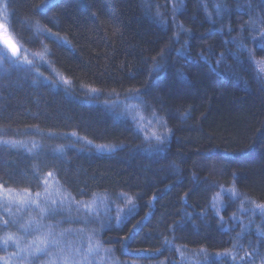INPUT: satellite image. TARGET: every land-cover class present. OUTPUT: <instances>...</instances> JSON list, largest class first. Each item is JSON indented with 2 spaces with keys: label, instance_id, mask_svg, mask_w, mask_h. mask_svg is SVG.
I'll use <instances>...</instances> for the list:
<instances>
[{
  "label": "trees",
  "instance_id": "trees-1",
  "mask_svg": "<svg viewBox=\"0 0 264 264\" xmlns=\"http://www.w3.org/2000/svg\"><path fill=\"white\" fill-rule=\"evenodd\" d=\"M44 3L5 0L11 33L47 61L0 73V131L11 133L0 137L40 145L38 158L0 145V184L37 186L51 171L76 199L129 198L132 213L100 235L129 264L176 258L173 247L226 251L235 235L211 208L217 188L264 204V79L253 71L257 57L264 75V0H52L42 12ZM123 99L166 126L161 146L121 116L113 102ZM55 133L111 151L65 137L60 153L54 141L43 148L41 135Z\"/></svg>",
  "mask_w": 264,
  "mask_h": 264
},
{
  "label": "rangeland",
  "instance_id": "rangeland-1",
  "mask_svg": "<svg viewBox=\"0 0 264 264\" xmlns=\"http://www.w3.org/2000/svg\"><path fill=\"white\" fill-rule=\"evenodd\" d=\"M8 12L5 5V0H0V54L7 56V59L0 62V73L7 70L8 67H27L37 70V66L46 65V58L42 52H31L25 50L11 33L8 26ZM264 31L260 34L262 36ZM5 40H12L17 47V55H12L11 51L4 47ZM256 67L263 73L261 61L259 58H254ZM34 71V70H33ZM49 79L55 84H65V81L59 77L53 69L49 70ZM113 105L120 109L121 114L129 115L130 120L134 123L137 130L145 137L147 141L156 146H161L162 143L156 140V137H162L164 140L168 138L166 126H163L159 118L155 116H147L141 111V106L131 99L116 100ZM3 134L4 131H0ZM27 136V135H25ZM22 134V137H25ZM43 148L49 147L57 138L53 134L41 135ZM63 139V138H62ZM7 142V143H5ZM65 146H78L81 148H89L98 152H110L111 148L93 143L75 133H69L62 140ZM0 145H5L11 149H20L22 152L38 158L39 143L38 140L32 138L12 139L0 137ZM80 145V146H79ZM65 146L56 144L52 151L60 153ZM59 151V152H58ZM49 158V156H47ZM50 162V159H47ZM34 159H32V163ZM36 163V162H35ZM40 164L46 166V158L40 157ZM35 165V164H33ZM36 170V169H35ZM51 173V175H49ZM39 193V197H37ZM47 194V195H46ZM63 201L64 217H70L57 226L54 230L57 233V238L62 243L67 242L70 246L78 248L81 245L84 247V252L81 253L78 259L82 264H129L127 260L119 258L113 248L105 247L101 241L100 235L106 227L114 226L125 219L133 211V205L129 198L123 196L107 197L104 194H97L88 199H76L61 186L54 173L51 171L39 174L37 186L27 185V188L6 187L0 189V221L11 218L13 220H21L29 229V234L18 232L15 228L8 229V232H14L15 237L9 241L7 245L4 243L5 231H0V264H61L58 257L61 256L60 249H51L50 255L33 260L32 258L24 259L27 252L19 249H28L32 251L31 245L45 238L48 229H43L41 233L34 231L35 225L30 224V220H36L39 217V210L35 208V204L45 206V201ZM8 203L9 214L3 215L4 203ZM24 202H34L33 207L27 208ZM262 203H257L247 197L240 195L233 187L220 186L213 194L211 200V208L218 215V219L225 229L235 235L233 245L226 251L223 256L225 263L230 264H264V236L258 233L264 232V208L260 206ZM57 220L63 219L58 216ZM91 223H85L87 220ZM231 220V222H230ZM43 223L55 225V221L47 219ZM68 230H71L69 232ZM61 233H64L61 235ZM95 233V234H93ZM19 245V248L17 247ZM175 250V257L165 261L159 260L158 264H204L205 258L211 256L213 260L217 258L215 254H208L199 251H188L184 249ZM252 251V252H251ZM65 255L67 253H64ZM39 255V254H37ZM234 257V259H233ZM130 264H139L132 261ZM149 264H155L149 262Z\"/></svg>",
  "mask_w": 264,
  "mask_h": 264
},
{
  "label": "snow or ice",
  "instance_id": "snow-or-ice-1",
  "mask_svg": "<svg viewBox=\"0 0 264 264\" xmlns=\"http://www.w3.org/2000/svg\"><path fill=\"white\" fill-rule=\"evenodd\" d=\"M52 0H45V3L43 5H37V9L40 11H50L51 7H53ZM235 42V41H233ZM243 48V45H241ZM261 49H264V40L258 45ZM13 54L16 53V48H12ZM7 59V56L4 54H0V62H3ZM249 60L251 62V54L249 55ZM221 63H226V59L224 57V54H221L220 59L217 61V65ZM231 66H229L230 68ZM253 71L255 72L256 78L257 79H264V75L260 71H257L255 67H253ZM238 75V74H237ZM239 78V77H238ZM138 94V90H137ZM156 140L160 143L164 142V138L157 136ZM7 143V142H5ZM51 175V173H49ZM39 179V177H37ZM4 185L0 184V189H3ZM37 197H39V193L36 194ZM47 195V194H46ZM34 205V202H24V206L27 208H32ZM36 209L39 210V217L36 220H30V224H34L35 228L34 231L36 233H41L43 229H48L47 233L44 234L45 238L40 240L39 243L34 242L31 245V248L33 249L32 251H28V249H19L20 251L27 252V256L23 257L24 259H29L32 258L33 260L40 259L41 257L48 256L50 255V250L51 249H60L61 256L58 257V259L61 261V264H82V261L78 259L81 255V253L84 252V247L81 245L78 248H74L70 246L67 242L62 243L60 239L57 238V233L54 230L55 226L70 220V217H64V205L63 201H56V200H51V201H45V206L41 207L40 204H35L34 205ZM261 208H264V205L260 206ZM4 209L5 211L3 212V215L7 216L9 214L8 210V203H4ZM58 216L63 217L61 220H57L56 218ZM51 219L55 221V225H50L43 223V221ZM92 221L89 219L85 221V223H91ZM119 223V220H118ZM15 228L18 232H22L24 234H29V229L28 227L25 226V224L21 220H13L11 218L8 219H3L0 221V231H5V237H4V243L5 245L8 244L9 241H12L15 237L14 232H8L6 230ZM71 232V230H68ZM64 233H61L63 235ZM95 234V233H93ZM258 235L264 236V232L258 233ZM17 247L19 248V245L17 244ZM0 250H6V248H0ZM159 252V250H157ZM64 253H67L66 255ZM39 254V255H37ZM217 259H220L223 256H227V253L220 254L217 253L215 254ZM212 257L209 255L205 258L204 264H210ZM234 259V257H233ZM5 264H8L7 261H5ZM52 264H55V261L52 262Z\"/></svg>",
  "mask_w": 264,
  "mask_h": 264
},
{
  "label": "bare ground",
  "instance_id": "bare-ground-1",
  "mask_svg": "<svg viewBox=\"0 0 264 264\" xmlns=\"http://www.w3.org/2000/svg\"><path fill=\"white\" fill-rule=\"evenodd\" d=\"M256 42H258L259 44L262 42V40H264V37L263 36H258V37H256ZM127 100V99H126ZM121 116H125V118L127 117V118H129V115H126V114H124V115H122L121 114ZM129 120H130V118H129ZM137 129V128H136ZM168 131V130H167ZM168 133V135H169V131L167 132ZM53 135H55L57 138L55 139V141H61V139L63 138V137H65V136H61V135H58V134H53ZM53 142V144H60V142ZM80 146V145H79ZM74 147H76V149H80V150H86V148H81V147H78V146H74Z\"/></svg>",
  "mask_w": 264,
  "mask_h": 264
},
{
  "label": "water",
  "instance_id": "water-1",
  "mask_svg": "<svg viewBox=\"0 0 264 264\" xmlns=\"http://www.w3.org/2000/svg\"><path fill=\"white\" fill-rule=\"evenodd\" d=\"M3 45H4L5 48H7V49H9L11 51L12 55H14V56L17 55V47H16L15 43L12 40H5L3 42ZM13 47L16 48V53L15 54H13V52H12V48Z\"/></svg>",
  "mask_w": 264,
  "mask_h": 264
}]
</instances>
